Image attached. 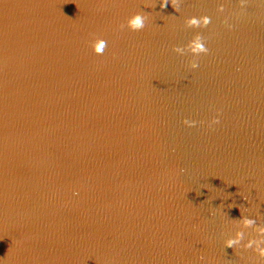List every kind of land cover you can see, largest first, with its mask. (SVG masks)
I'll return each instance as SVG.
<instances>
[{
  "label": "water",
  "instance_id": "water-1",
  "mask_svg": "<svg viewBox=\"0 0 264 264\" xmlns=\"http://www.w3.org/2000/svg\"><path fill=\"white\" fill-rule=\"evenodd\" d=\"M0 264H264V0H0Z\"/></svg>",
  "mask_w": 264,
  "mask_h": 264
},
{
  "label": "clouds",
  "instance_id": "clouds-1",
  "mask_svg": "<svg viewBox=\"0 0 264 264\" xmlns=\"http://www.w3.org/2000/svg\"><path fill=\"white\" fill-rule=\"evenodd\" d=\"M164 6H166V3H162L161 4V7H164ZM135 26H138V25H140V23H141V19H140V17H136L134 20H133V22H132ZM229 246H230V244H229Z\"/></svg>",
  "mask_w": 264,
  "mask_h": 264
}]
</instances>
